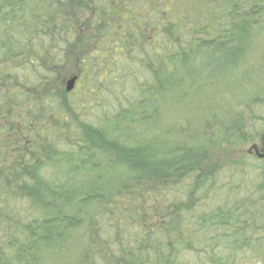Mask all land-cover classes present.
<instances>
[{"label":"trees","instance_id":"obj_1","mask_svg":"<svg viewBox=\"0 0 264 264\" xmlns=\"http://www.w3.org/2000/svg\"><path fill=\"white\" fill-rule=\"evenodd\" d=\"M263 74L264 0H0V264H264Z\"/></svg>","mask_w":264,"mask_h":264},{"label":"rangeland","instance_id":"obj_2","mask_svg":"<svg viewBox=\"0 0 264 264\" xmlns=\"http://www.w3.org/2000/svg\"><path fill=\"white\" fill-rule=\"evenodd\" d=\"M69 73H70V70H68V73H67L66 77L68 76ZM66 77H65V78H62V74H61V76H60V78H62V79L64 80V82H65L66 79H67ZM262 78H264V74L262 75ZM175 119L178 120V117H176ZM259 123H260V122L258 121V124H259ZM189 133H190L191 135H198L196 129H191V130L189 131ZM257 147H259V145H257ZM249 149H251V148H249V146H247V144H246V145H239L238 147H235V151H239L241 154H244L245 152H249ZM236 157H237V156H236ZM62 259H67V260H69V261H70V264H77L76 262H74L73 258H69V257H67L64 253L62 254Z\"/></svg>","mask_w":264,"mask_h":264},{"label":"water","instance_id":"obj_3","mask_svg":"<svg viewBox=\"0 0 264 264\" xmlns=\"http://www.w3.org/2000/svg\"><path fill=\"white\" fill-rule=\"evenodd\" d=\"M75 80H76V77H75V76H72V77H69V78L65 81V90H66V91H70V90L74 87ZM262 142H263V145H264V133H263V135H262ZM262 156L264 157V151H263Z\"/></svg>","mask_w":264,"mask_h":264}]
</instances>
